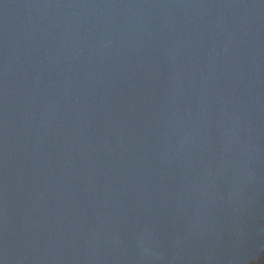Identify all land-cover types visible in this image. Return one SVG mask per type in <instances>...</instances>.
I'll return each instance as SVG.
<instances>
[{"label":"water","instance_id":"1","mask_svg":"<svg viewBox=\"0 0 264 264\" xmlns=\"http://www.w3.org/2000/svg\"><path fill=\"white\" fill-rule=\"evenodd\" d=\"M0 264H264V0H0Z\"/></svg>","mask_w":264,"mask_h":264}]
</instances>
